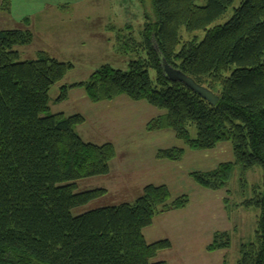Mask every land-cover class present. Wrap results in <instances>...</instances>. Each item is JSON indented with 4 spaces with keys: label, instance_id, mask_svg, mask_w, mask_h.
Masks as SVG:
<instances>
[{
    "label": "trees",
    "instance_id": "trees-1",
    "mask_svg": "<svg viewBox=\"0 0 264 264\" xmlns=\"http://www.w3.org/2000/svg\"><path fill=\"white\" fill-rule=\"evenodd\" d=\"M235 1L151 0L142 41L132 39L140 50L128 71L102 66L86 82L63 86L57 101L73 88L92 103L122 95L144 101L163 111L147 131L169 129L192 151L231 143L234 163L193 173L199 186L222 189L233 165L243 172L261 167L264 183V0L233 7ZM182 30L203 37L182 42ZM32 40L29 30L0 31V264H167L157 255L171 243L149 244L143 231L156 216L186 208L187 196L172 199L167 186L147 185L134 202L83 208L107 191L80 192L77 183L107 176L114 146L85 143L76 131L83 116L50 112V89L72 65L45 52L21 61L16 48ZM164 62L210 90L217 104L169 80ZM183 154L171 148L155 158L179 162ZM244 205L259 208L260 216L255 242L241 247L237 264H264V197ZM224 237L216 234L206 250L227 249Z\"/></svg>",
    "mask_w": 264,
    "mask_h": 264
},
{
    "label": "rangeland",
    "instance_id": "rangeland-1",
    "mask_svg": "<svg viewBox=\"0 0 264 264\" xmlns=\"http://www.w3.org/2000/svg\"><path fill=\"white\" fill-rule=\"evenodd\" d=\"M239 3L236 0L233 7ZM151 8V0H0V31L31 32L32 43L16 48L21 61L33 60L38 52H45L52 59L72 65L50 89V112L83 116L84 122L76 131L85 143L114 146L109 174L77 183L80 192L107 191L83 208L134 202L143 187L165 185L172 199L187 196V209L157 218L152 227L143 231L146 242L168 240L161 236L169 235L173 250L167 256L177 264H237L241 247L255 242L260 210L244 204L264 197L261 167L243 172L233 165L225 186L210 191L199 186L192 174L212 171L222 163L233 164L231 143L192 151L169 129L147 131V124L163 111L124 95L92 103L82 88H73L68 90L65 101H57L63 86L86 82L102 66L127 72L140 50L132 39L142 41ZM231 13L232 8L224 21ZM186 34L182 30V42L203 37V33ZM149 73L154 81L156 73ZM189 133L191 139L196 137L194 128ZM171 148L184 150L179 162L155 158L159 150ZM222 233H227L221 241H228V248L209 253L206 247L216 234Z\"/></svg>",
    "mask_w": 264,
    "mask_h": 264
},
{
    "label": "water",
    "instance_id": "water-1",
    "mask_svg": "<svg viewBox=\"0 0 264 264\" xmlns=\"http://www.w3.org/2000/svg\"><path fill=\"white\" fill-rule=\"evenodd\" d=\"M163 72L165 76L171 81H177L184 84L188 89L202 97L209 102L210 105L215 106L218 102V97L207 88L196 84L190 77L185 75L180 70H177L167 63H163Z\"/></svg>",
    "mask_w": 264,
    "mask_h": 264
},
{
    "label": "crops",
    "instance_id": "crops-1",
    "mask_svg": "<svg viewBox=\"0 0 264 264\" xmlns=\"http://www.w3.org/2000/svg\"><path fill=\"white\" fill-rule=\"evenodd\" d=\"M185 209H187V207L184 208V209H182V210L170 211V212H167V213H164V214H161V215L156 216L154 218L153 223H152V225L150 227H152L155 224V220L157 218L165 217V216L170 215V214H173V213L181 212V211H184ZM161 237H163V239H168L171 242V248L168 249V250L160 251L158 253V255H157V259L158 260L163 259V261H165L167 264H177V263H179V262L176 263L175 260H172V259L170 260L168 258V256H167L168 255L167 253H171V251L173 250V245H172L171 237L169 235H162ZM161 239L162 238H159V239H157V241H160ZM157 241H155V242H157ZM220 251H223V250H216V251H212V252H209V253L220 252ZM217 264H220V263L218 262Z\"/></svg>",
    "mask_w": 264,
    "mask_h": 264
}]
</instances>
